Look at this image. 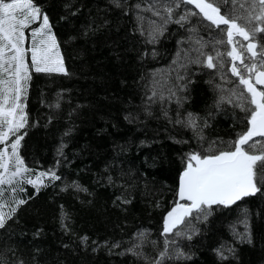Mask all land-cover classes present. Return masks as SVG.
Returning <instances> with one entry per match:
<instances>
[{
	"label": "trees",
	"instance_id": "1",
	"mask_svg": "<svg viewBox=\"0 0 264 264\" xmlns=\"http://www.w3.org/2000/svg\"><path fill=\"white\" fill-rule=\"evenodd\" d=\"M137 2L34 0L49 17L68 75L32 71L18 151L30 178L52 170L61 179L42 178L39 191L24 183L13 194L17 185L4 186L0 211L27 201L0 228L4 264H151L163 248V218L177 199L186 155L213 142L224 148L245 129V113L228 99L238 87L229 57L222 69L206 66L207 55L230 50L216 42L225 34L192 16L168 23L149 43ZM189 9L196 11L181 5L172 19ZM143 15L145 29L149 20L161 23ZM15 138L0 150H11ZM183 232L192 238L170 236V254L186 256L165 264H264V196L214 205L207 220L191 219ZM139 233L146 234L140 257L128 251Z\"/></svg>",
	"mask_w": 264,
	"mask_h": 264
},
{
	"label": "snow or ice",
	"instance_id": "2",
	"mask_svg": "<svg viewBox=\"0 0 264 264\" xmlns=\"http://www.w3.org/2000/svg\"><path fill=\"white\" fill-rule=\"evenodd\" d=\"M113 3L122 8L127 0H113ZM181 5H192L198 11L186 10L173 20ZM132 7L136 10V19L141 22V34L147 32L149 43L157 42L168 23L183 24L192 16H202L210 22L209 27L215 26L224 33L226 39L221 37L216 42L231 45V50L207 55L206 66L222 69V57L226 54L231 59L230 71L238 78V87L231 90L228 99L245 113L246 119L245 129L226 147H214L213 142L207 151H192L186 155L179 175L177 199L163 218V248L158 258L151 261V264H165V260L172 259L173 255L177 258L186 256L179 250L170 254L174 241L169 237L187 235L183 228L191 219L207 220L214 205L227 207L246 197L264 196V0H138ZM144 13L158 17L161 23L149 20V27L145 29ZM36 21L41 22L31 29V46L26 47L25 30ZM196 42L204 47L201 41ZM200 54L204 55L203 52ZM32 71L68 75L49 17L41 12L34 0H0V144H7L10 136L16 137L10 144V152L8 147L0 150V197L6 191L5 185H17L11 189L14 194L24 191L21 186L24 183L39 191L40 186H46L42 178L61 179L52 170L39 173L36 179L30 178L27 175L30 170L19 155L24 135L17 134L27 125L24 97ZM169 93L176 95L171 89ZM156 96L154 89L149 99ZM160 99H164L163 94ZM187 123L193 129L198 127L192 113L188 114ZM200 139L203 140L202 135ZM13 202L16 207H10L9 212L0 211V228L5 227L19 206L27 203L25 199H14ZM3 207L0 204V209ZM138 236L141 242L128 251L140 257L143 253L136 249L142 247L146 234L139 233ZM187 238L192 237L187 235ZM118 246V243L113 245ZM0 264H4L2 256Z\"/></svg>",
	"mask_w": 264,
	"mask_h": 264
},
{
	"label": "rangeland",
	"instance_id": "3",
	"mask_svg": "<svg viewBox=\"0 0 264 264\" xmlns=\"http://www.w3.org/2000/svg\"><path fill=\"white\" fill-rule=\"evenodd\" d=\"M37 5V4H36ZM38 6V5H37ZM43 13V12H42ZM43 14H45V13H43ZM40 22L41 21H36V22H34L32 25H30V27L28 28V29H26L25 30V32H26V37H27V39H26V44H25V46L26 47H30L31 46V29L32 28H36V27H38L39 26V24H40ZM28 58V57H27ZM29 61H30V54H29ZM11 150H9V152H10ZM36 178V177H35ZM34 179V178H33ZM10 187V186H9Z\"/></svg>",
	"mask_w": 264,
	"mask_h": 264
},
{
	"label": "bare ground",
	"instance_id": "4",
	"mask_svg": "<svg viewBox=\"0 0 264 264\" xmlns=\"http://www.w3.org/2000/svg\"><path fill=\"white\" fill-rule=\"evenodd\" d=\"M36 4V3H35ZM238 66H239V63L237 62ZM26 185V184H25ZM22 193V192H21ZM19 195V194H18ZM24 197V196H23ZM7 201V200H6ZM6 203V202H5Z\"/></svg>",
	"mask_w": 264,
	"mask_h": 264
},
{
	"label": "water",
	"instance_id": "5",
	"mask_svg": "<svg viewBox=\"0 0 264 264\" xmlns=\"http://www.w3.org/2000/svg\"><path fill=\"white\" fill-rule=\"evenodd\" d=\"M194 7V6H193ZM197 10V9H196ZM198 11V10H197ZM259 87V86H258Z\"/></svg>",
	"mask_w": 264,
	"mask_h": 264
}]
</instances>
